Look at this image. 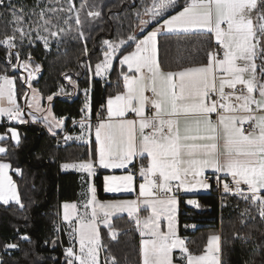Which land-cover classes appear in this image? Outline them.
Instances as JSON below:
<instances>
[{
	"label": "snow or ice",
	"instance_id": "snow-or-ice-1",
	"mask_svg": "<svg viewBox=\"0 0 264 264\" xmlns=\"http://www.w3.org/2000/svg\"><path fill=\"white\" fill-rule=\"evenodd\" d=\"M177 6V0H151L143 12L136 14L138 32L133 30L118 42L102 41L104 58L95 65L97 76L112 67L121 45L129 41L135 44L134 50L122 54L120 59V64L127 68L122 72L125 90L109 96L102 106L107 115L97 117L96 147L94 152H89V159L65 162L61 168L75 169L90 177L95 175L97 167L123 169L124 175L104 177L105 191L136 192L138 188V195L134 200L100 202L95 186L89 183L90 197L79 207L75 202H64L61 218L68 223L74 241L64 250V264H120L110 255L99 231L102 223L109 229L111 239L116 240L120 230L112 224V217L119 213H127L139 231L140 264H175V260L180 264H225L221 234H209L199 252L191 251L186 238L179 234L180 202L176 193L209 189L206 175L209 170L218 185L250 201L264 220V0H185L179 11L165 18L168 10ZM0 9L5 10L0 11V16L6 12L12 26L11 34L0 39V46L6 48L11 68L24 69L26 75L22 74L20 79L29 89L40 65L32 69L30 52L22 59L25 41L32 45L35 35V40L43 41L47 49L49 38L59 44L63 37L74 32L73 38L80 40L87 56V41L95 27L92 22L103 21L102 5L97 0H79L78 5L76 0L66 3L37 0L36 7L27 14L23 7L13 5L12 0H0ZM153 21L156 27L145 32ZM172 32L207 35L215 47L206 52L204 63L165 70L159 58L158 37ZM13 58L15 64L11 63ZM65 78L70 79L67 75ZM32 91L35 98L36 90ZM84 92L87 97L90 89ZM149 92L151 95L146 94ZM23 95L27 97L28 93ZM52 99L53 96L47 97L49 102ZM146 109L152 114L147 115ZM37 111L43 110L37 108ZM81 111L85 115L79 124L84 131L75 139L86 140L92 131L87 121L91 113L87 100ZM129 113L137 119H129ZM28 114L33 121L43 120L53 136L67 119L57 118L50 109L41 117ZM2 116L27 122L17 103L16 77L9 76L7 70L0 74ZM7 139L13 140L16 147L21 145V135L15 128L0 133V141ZM63 139L67 143L74 137L64 135ZM8 152V147L0 144V154ZM93 154L95 160L91 158ZM135 160L146 161L139 163L136 173L133 172ZM10 170L23 174L21 169H13L10 162L0 160V201L5 205L15 202L23 209L25 205ZM221 173L231 177V187L218 175ZM137 176L141 180L138 185ZM185 203L201 207L196 199ZM142 211L148 214L141 216ZM241 216L244 223L249 210L244 209ZM184 227L196 228V225ZM59 231L57 226V236ZM20 239L31 238L23 235ZM232 239L254 242L251 234L233 233ZM57 242L51 243L55 246ZM3 248L8 252L18 250L19 245L8 243ZM176 250L179 256L174 260ZM0 264H4L2 256Z\"/></svg>",
	"mask_w": 264,
	"mask_h": 264
},
{
	"label": "trees",
	"instance_id": "trees-1",
	"mask_svg": "<svg viewBox=\"0 0 264 264\" xmlns=\"http://www.w3.org/2000/svg\"><path fill=\"white\" fill-rule=\"evenodd\" d=\"M102 5L103 21L99 19L92 23L91 38L87 41L88 54L85 56L84 46L79 39H74L75 33L69 34L57 44L53 39L50 47L35 40L32 45L25 41L21 54L27 58L31 53L32 65H40L41 74L35 86L45 96H55L53 112L57 117L67 118L68 127L73 120L84 117L81 111L85 102L91 105V117H95L99 108L106 104L107 98L122 89V72L126 66L120 64L122 54L132 51L135 44L129 41L122 45L113 62V67L104 78L95 75V65L103 60L105 47L102 41L107 39L118 42L126 39L133 30L137 31L139 20L137 12H143L151 0H97ZM77 5L79 0H76ZM185 0H177V7L165 14H174L180 10ZM17 8L23 7L29 12L37 5V0H12ZM42 4H40V7ZM39 9L37 8V11ZM0 11H5L0 9ZM83 18V14H82ZM10 17L0 16V39L5 34H11ZM156 26L153 21L145 32ZM87 32V28L85 29ZM34 36V35H33ZM160 41L159 58L165 70H176L180 67L198 65L206 62V52L213 48V42L207 35L186 34L182 32L164 33L158 37ZM14 59V58H13ZM11 61L13 64L14 61ZM259 63V61H258ZM91 65V67H89ZM7 70L8 75L16 76L17 96L22 102L25 86L18 72L11 68L7 58V50L0 46V74ZM259 71V69H258ZM71 74L82 90L90 89L88 96L82 92L75 98H64L62 91L68 92L74 86L68 84L65 76ZM21 133V145L15 146L11 139L0 141L8 147L7 155L0 154V160L10 161L13 169L22 170V175L12 171L17 182L22 202L21 209L15 202L7 205L0 202V256L4 264H64L65 249L69 238L60 220V207L64 202L79 199L82 188L81 175L75 171H62L61 164L72 160H87L89 152L96 147L95 140L90 142L72 141L66 145L57 146L55 139L39 124H11ZM9 124L0 125L6 131ZM74 131L75 127L70 128ZM95 160V155L91 157ZM106 171L99 168L95 175L97 197L101 200L113 199L116 196L106 193ZM200 209H194L193 220L198 226L194 232H186L183 228L185 215L180 216L179 232L186 237L188 247L193 252H199L206 243L207 236L212 233L222 235L223 259L225 264H264V220L258 215L257 208L250 201L240 196H228V203L220 206V199L213 193L199 196ZM249 210V216L241 223V213ZM120 230L116 240H112L109 229L100 227L102 241L110 250V255L117 258L120 264H140V234L134 223L125 215L117 216L112 223ZM60 231L57 236L56 227ZM19 229V233L17 232ZM233 233L251 234L254 242H243L232 239ZM27 235L31 239L25 241L20 236ZM57 240L55 246L52 241ZM48 241V244L44 242ZM16 243L18 250L5 252L3 245ZM176 258V257H175ZM180 263L179 260H176Z\"/></svg>",
	"mask_w": 264,
	"mask_h": 264
},
{
	"label": "rangeland",
	"instance_id": "rangeland-1",
	"mask_svg": "<svg viewBox=\"0 0 264 264\" xmlns=\"http://www.w3.org/2000/svg\"><path fill=\"white\" fill-rule=\"evenodd\" d=\"M62 2L66 3L67 0H62ZM41 4H42L41 7H43L44 4H43V3H41ZM171 10H172V9H169L168 12L171 11ZM168 12H167V13H168ZM25 13L27 14V12H25ZM174 14H175V13H174ZM33 19H35V17H33ZM144 19H148V17L145 16ZM138 31H139V29L137 30V32H138ZM33 37H35V35H34ZM49 39H50V44H49V47H50L51 42H52L53 39H52V38H49ZM37 41H40V40H37ZM41 42H43V41H41ZM121 46H122V45H121ZM121 46H120V48H121ZM117 55H118V52L116 53L115 58L117 57ZM21 56H22V59H24L22 54H21ZM115 58L113 59V62H114ZM11 61H12V60H11ZM13 61H14L13 64H15V63H16V60L13 59ZM113 62H112V67H113ZM257 63H258V61H257ZM35 67H36V66L32 65V69H35ZM112 67L109 68L105 74L100 75V76H98V77H102V78H104L105 76H107V74L110 72V70L112 69ZM41 69H42V68L40 67V69H39L38 72H34V77H35V78L31 80V89H29L28 86H27L26 84L23 83L24 86H25V92L28 93L27 91H28V90H31L30 94L28 93L27 97H25V96L23 95L22 102H19V100H18V96H17V103L19 104V106H20V108L22 109L23 113H24L25 108L27 107L28 110H29V112L33 113L36 117H41V116H43V115H47V111H48L49 109H50L51 112L54 114V112H53V101H54L55 96H53L52 101L49 102V101L47 100V97H45V96L40 92V90L35 86V82H36V80L38 79L39 75L41 74V71H42ZM13 70H15V69H13ZM23 71H24V69H23ZM18 75L21 76L20 73H18ZM9 76L16 77V76H13V75H9ZM67 76L70 77V79H66L67 82H68V84H71V85H73L74 87H73L70 91H68V92H64V91H62V93H61L60 95H62V97H64V98H75V97L79 96V94H80L81 92H82L83 94H85L84 89L82 90L81 88H79L77 82H76L75 80L72 79L71 74H70V75L67 74ZM16 87H17V84H16ZM16 90H17V89H16ZM32 90H36V92H35V98H33V91H32ZM85 96H86V95H85ZM26 105H27V106H26ZM5 106H7V105L5 104ZM37 108L42 109L43 111H37ZM54 115H55V114H54ZM55 116H56V115H55ZM56 117H57V116H56ZM1 118H5L6 120H8L6 116H2ZM57 118H60V117H57ZM63 118H65V117H63ZM82 118H83V117H82ZM82 118L77 119V120H73L72 123H71L68 127L66 126V119H65V120H64L63 128H62L61 130H60V129H56V131H58V130L61 131V133H63V135H71V136L74 137L73 140L68 141L67 143L72 142V141H74V140H75V141H78V142H88V141H86V140L75 139V137L80 136V135H78V130L80 131L82 128L80 127L79 121H80ZM90 118H91V116L89 115V116L87 117V121H89ZM23 119H24L25 121H27V122H26L27 124H33V123H36V124H39V125L42 126V127H43L44 125H46V124L43 122V120H41V119H36L35 121H33L32 116H31V115H26V113H25V116H24V114H23ZM8 121H9V123L4 122V123H0V125H6V124H9V126L7 127V130H8V129H11V128H15V129L20 133L19 129H18L16 126H13V125H11V124H13V123H16V124H23V123H19L18 121H15V120H8ZM74 121H75V122H74ZM46 126H47V125H46ZM47 127H48V126H47ZM73 127H75V129H74V131H71L70 128H73ZM7 130H6V131H7ZM6 131H2V130L0 129V133H5ZM20 135H21V133H20ZM12 141H13V140H12ZM13 142H14V141H13ZM14 143H15V142H14ZM67 143H64L63 145H66ZM0 144H1V143H0ZM2 145H4V144H2ZM4 146H6V145H4ZM61 146H62V145H61ZM6 161H7V160H6ZM8 162H10V161H8ZM10 163H11V162H10ZM11 164H12V163H11ZM61 165H62V164H61ZM12 168H13V165H12ZM9 174H10V175L12 176V178H13L12 170H10ZM13 180L15 181L14 178H13ZM15 182H16V181H15ZM16 184H17V182H16ZM17 186H18V185H17ZM18 189H19V188H18ZM19 192H20V191H19ZM96 198H97V197H96ZM97 200L100 201V199H98V198H97ZM109 201H111V200L109 199ZM0 202L3 203L2 201H0ZM9 203H11V201H10ZM3 204H4V203H3ZM62 204H63V203H62ZM61 210H62V208L60 207V220H61ZM121 214H124V213H119V214H116V215H121ZM99 227H100V226H99ZM65 230H66V233H67L68 238H69V245L66 246V248H67V247H69V246H72V244H73L74 241H73V236L70 235V228H69V225H66V229H65ZM77 248H78V244H77ZM174 260H175V259H174ZM175 264H180V263L177 262V261L175 260Z\"/></svg>",
	"mask_w": 264,
	"mask_h": 264
},
{
	"label": "crops",
	"instance_id": "crops-1",
	"mask_svg": "<svg viewBox=\"0 0 264 264\" xmlns=\"http://www.w3.org/2000/svg\"><path fill=\"white\" fill-rule=\"evenodd\" d=\"M156 27V26H155ZM154 28V27H153ZM135 48V47H134ZM134 50V49H133ZM132 50V51H133ZM125 89H124V83H123V85H122V89L119 91V92H121V91H124ZM150 93V92H149ZM117 94V93H116ZM116 94H114V95H116ZM147 95H148V93H146ZM113 95V96H114ZM106 105V104H105ZM105 114H106V111H105ZM146 114L148 115V110L146 109ZM107 115V114H106ZM106 117V116H105ZM104 117V118H105ZM128 118L129 119H137V117L136 118H133V117H129L128 116ZM213 119L215 120V116H213ZM88 122H90V121H88ZM91 123V122H90ZM183 123H184V121H183V119H181V128L183 129ZM97 124V123H96ZM96 124H93V123H91V125H92V131H91V133H90V135H89V137L86 139V141H88V142H90V141H92V139H94L95 140V135H94V130H95V126H96ZM84 131V129H81L80 131L78 130V135H80L82 132ZM136 162V160L133 162V163H135ZM143 163H146V161H143ZM100 167H97L96 168V171H95V175L97 174V171H98V169H99ZM101 169H104V168H101ZM61 170L62 171H75V172H78V173H80V175H81V182H82V188H81V191H80V196H79V199L78 200H76V201H72V202H75V203H77V205H78V207L82 204V202H85L89 197H90V193L88 192V189H89V183H91L92 185H94L95 186V188H96V185H95V175H93V176H89V174H87V173H84V172H81V171H78V170H75V169H67V170H65V169H62L61 168ZM105 171H106V173H105V176H109V175H124V174H126V172H125V170H123V169H104ZM138 171V170H137ZM137 171H133L134 173H136ZM212 174V172H211V170H209L206 174ZM222 174V173H221ZM223 175V174H222ZM104 176V177H105ZM141 182V180H140V178L137 176V180H136V184L138 185L139 183ZM106 193H108V194H111V195H113V196H116V198H113V199H110L111 201H116V200H134V199H136L137 198V194H138V188H137V191L136 192H120V193H111V192H107L106 191ZM181 194H183L184 196H186L188 199H196V200H198V202H199V196L200 195H203V194H207L208 193V189H201V190H198V191H196V192H193V193H185V192H180ZM96 197H97V194H96ZM98 198V197H97ZM99 199V198H98ZM106 201H109V199H106V200H101L100 199V202H106ZM199 204H200V202H199ZM193 207V206H192ZM193 208H195V207H193ZM198 210V209H200V208H195V210ZM81 211H83V209L81 208ZM127 215L128 216V214L127 213H124V214H121V215ZM148 213H146V212H144V211H142L141 212V216H144V215H147ZM117 216H120V215H113V217H112V223H113V219L115 218V217H117ZM180 216H181V206H180V203H179V207H178V218H179V224H180ZM61 217H62V210H61ZM129 217V216H128ZM131 219V218H130ZM61 223L64 225V228L66 229V225H68V223L67 222H63L62 221V218H61ZM100 227L101 226H105V225H103L102 223L99 225ZM100 227H99V231H100ZM106 227V226H105ZM179 234H180V232H179ZM180 236L182 237V238H186V237H184V236H182L181 234H180ZM141 238V237H140ZM173 256H174V259H175V257H177V256H179V250H176V251H174V253H173Z\"/></svg>",
	"mask_w": 264,
	"mask_h": 264
},
{
	"label": "built area",
	"instance_id": "built-area-1",
	"mask_svg": "<svg viewBox=\"0 0 264 264\" xmlns=\"http://www.w3.org/2000/svg\"><path fill=\"white\" fill-rule=\"evenodd\" d=\"M214 47H215V44L213 42V48ZM15 71H17L21 75L22 74L26 75L24 73V71H23L22 68L15 69ZM27 92L30 94L31 90H28ZM148 95H151V93H148ZM25 113H26V115H29L28 114L29 113V110H28L27 107L24 110V113H23L24 116H25ZM151 114H152L151 111H148V115H151ZM98 116L100 118H104L106 116V114H105V108L104 107L101 106L99 108L96 116L95 117H91L89 119V121L91 123H93V124H96L98 122L97 121V117ZM128 116L129 117L136 118V116L134 114H132V113H129ZM4 122L9 123L8 120H6L5 118H1L0 117V123H4ZM245 127H246V129L248 128L247 125H245ZM43 128L46 130V132L48 134H50L55 139V142H56V145L57 146H61V145H63L65 143V141L63 139L64 135H63V133H61V131H59V130L56 131V135L53 136V134L48 131V127L46 125H44ZM58 141H59V143H58ZM141 162H143V160H136V162L134 163L135 164V167L133 168V171H137L138 170L139 163H141ZM206 175L208 176V182L211 185V187L208 189V193L209 194L210 193H213V194H215V195H217L219 197V199H220V206L221 207L224 206V205H226L228 203V201H227V197L228 196H239V195L235 194L234 192L233 193L226 192L223 189L222 184H219V185L217 184L216 180L213 177V174L210 173V174H206ZM218 175H220L221 177H223V179H225L229 183L230 187L232 186V180H231V177L230 176L224 177L222 174H218ZM176 195H177V198H178V200L180 202L181 212H182V214L185 215V218H186L185 221H184V223H183V228H184V230L186 232H194L196 230L197 226H198L197 222L193 220V215H194V209L195 208H193L191 205H188V204L185 203L188 200V198L186 196H184L180 192H177ZM199 202H200V200H199ZM192 224H195L196 225V228H191V227L185 228L184 227V225H192Z\"/></svg>",
	"mask_w": 264,
	"mask_h": 264
}]
</instances>
